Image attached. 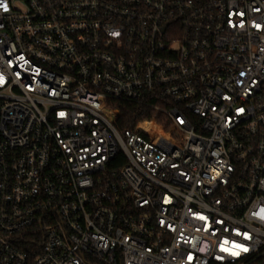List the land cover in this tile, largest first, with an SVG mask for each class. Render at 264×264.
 <instances>
[{
  "label": "built area",
  "instance_id": "obj_1",
  "mask_svg": "<svg viewBox=\"0 0 264 264\" xmlns=\"http://www.w3.org/2000/svg\"><path fill=\"white\" fill-rule=\"evenodd\" d=\"M0 264H264V0H0Z\"/></svg>",
  "mask_w": 264,
  "mask_h": 264
},
{
  "label": "trees",
  "instance_id": "obj_2",
  "mask_svg": "<svg viewBox=\"0 0 264 264\" xmlns=\"http://www.w3.org/2000/svg\"><path fill=\"white\" fill-rule=\"evenodd\" d=\"M111 104L120 109L116 123L120 131L130 130L150 140V135L159 133L166 124L163 113L146 105L128 101H113Z\"/></svg>",
  "mask_w": 264,
  "mask_h": 264
}]
</instances>
